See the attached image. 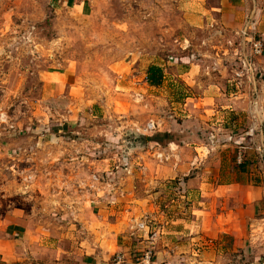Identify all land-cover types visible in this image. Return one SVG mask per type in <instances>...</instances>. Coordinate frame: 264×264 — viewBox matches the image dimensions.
I'll list each match as a JSON object with an SVG mask.
<instances>
[{"label":"rangeland","instance_id":"374dc122","mask_svg":"<svg viewBox=\"0 0 264 264\" xmlns=\"http://www.w3.org/2000/svg\"><path fill=\"white\" fill-rule=\"evenodd\" d=\"M75 1L0 0V206L49 214L52 188L63 189L65 154L97 151L100 158L113 157L117 166L125 167L132 150L140 151L159 135L166 136L160 138L163 149L176 142L172 152L181 157L179 167L192 171L181 180L166 181L165 191L155 197L154 215L160 221L189 219L198 207L200 191L186 185L196 176L194 168L216 184L246 185L247 191L226 188L234 200L248 195L252 180L264 192V153L260 160L247 157L244 167L237 161L244 148L263 150L260 142L243 137L250 131L247 114L220 112L217 125H227L213 127L204 106L197 108L192 101L205 97L203 89L213 72L224 76L229 99L258 103L264 117V54L254 56L251 43L239 32L233 41L225 40L228 56L223 60L207 56L211 47L202 45L198 39L204 36L196 35L184 18L182 6L188 0H85L88 11L73 8ZM197 42L206 56L195 51ZM197 59L201 62L193 75L198 78L188 85L181 76ZM153 65L164 71L158 88L146 84ZM67 72L81 94L72 111L62 107V98L47 101L44 88L49 75ZM149 124L155 129L147 131ZM161 159L172 164L166 156ZM244 206L240 214L250 220L247 233L252 238L224 260L264 264V197ZM147 215L139 216L138 225L142 218L157 222ZM143 254L124 258L123 264L137 262Z\"/></svg>","mask_w":264,"mask_h":264},{"label":"crops","instance_id":"0c3cea01","mask_svg":"<svg viewBox=\"0 0 264 264\" xmlns=\"http://www.w3.org/2000/svg\"><path fill=\"white\" fill-rule=\"evenodd\" d=\"M86 2L76 0L75 5H78L73 8L88 11ZM182 7L184 18L195 34L204 36L198 40L208 46V50L211 47L209 57L223 60L228 56L225 40L236 39V34L246 31L248 24L246 41L255 34L264 40V0H188ZM197 43L195 51L199 56H206ZM199 62L197 59L191 63L192 70L181 76L188 85L198 78L193 74ZM209 74L212 81L203 89V99L192 100L195 107L204 106L205 112L211 115L205 117L207 121L221 128L227 123L217 125L221 121L220 112H226L221 115H227V111L246 113L250 131L243 137L260 142L263 150L257 147L249 152L244 148L243 162L238 164L248 165L247 157L251 155L260 160L258 157L264 153V131L257 133L264 127L261 105L229 99L224 76ZM69 78L68 72L49 75L44 88L47 101L59 103L58 99L62 98V107L72 111L81 94L74 90ZM146 84L149 85L147 80ZM224 98H228V104ZM68 125L70 129L75 127L74 122ZM173 146L178 147L172 142L170 148L163 149L161 143L147 141L140 151L132 150L125 167L117 166L113 157L100 158L97 151L63 152V164H66V168H62L65 177L60 187L63 189L52 188L49 214L26 212L17 207L6 210L5 206H0V264H123L124 258L137 252L144 253V257L137 262L125 260L124 264H226L227 253H238L252 238L247 233L250 220L240 212L245 204L255 205L263 199V188L255 186L251 179L248 195L234 200L226 188L236 186L245 191L246 185L216 184L210 176L203 177L194 168L196 176L186 185L189 190L200 191L195 203L198 207L195 206L189 219L160 221L159 216L154 215L158 209L155 197L165 191L166 181L181 180L192 172L179 167L181 157L172 152ZM162 150L170 154L167 156ZM162 155L172 164L162 163ZM196 159L199 160L200 155L196 154ZM52 170L54 172V167ZM141 214L142 217L148 214L157 222L152 225L148 218L145 221L142 218V225H138Z\"/></svg>","mask_w":264,"mask_h":264},{"label":"built area","instance_id":"2783aa9c","mask_svg":"<svg viewBox=\"0 0 264 264\" xmlns=\"http://www.w3.org/2000/svg\"><path fill=\"white\" fill-rule=\"evenodd\" d=\"M242 35L246 40L249 37L247 31L242 32ZM248 42L251 43V45H252L254 56H256V57L263 56V54H264V40L258 39L257 37H255L253 35V36H250V39ZM154 129H155V124H149L147 127V131L154 130ZM237 161L239 164H242V162H243V155L242 154L238 155ZM117 259H118V261H121L122 258L118 257Z\"/></svg>","mask_w":264,"mask_h":264},{"label":"trees","instance_id":"16d2710c","mask_svg":"<svg viewBox=\"0 0 264 264\" xmlns=\"http://www.w3.org/2000/svg\"><path fill=\"white\" fill-rule=\"evenodd\" d=\"M164 82V71L163 69L160 67V66H156V65H153L149 68V71H148V78H147V83L151 86V87H160L162 86ZM166 136L165 135H159V136H156L153 141L154 142H159L162 144V139H164ZM169 137V136H167ZM162 138V139H160ZM174 142V140H173Z\"/></svg>","mask_w":264,"mask_h":264}]
</instances>
